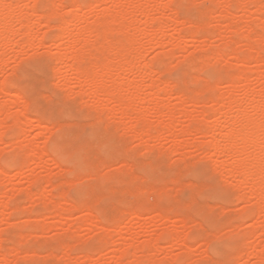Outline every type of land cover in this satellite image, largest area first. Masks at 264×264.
<instances>
[{
	"label": "rangeland",
	"instance_id": "obj_1",
	"mask_svg": "<svg viewBox=\"0 0 264 264\" xmlns=\"http://www.w3.org/2000/svg\"><path fill=\"white\" fill-rule=\"evenodd\" d=\"M5 1L11 5L14 12L12 14V27L18 35H14V43H8L0 47V57H2L3 60L5 59V64H3V66L0 65V82H7L11 92H14L11 95L0 92V170L4 169L6 172L0 175V246L2 245L0 247V264H117L118 260L115 257L116 255L120 257L118 263L121 262L122 264L123 262L124 264H236L238 261L239 264H264V259L262 260L260 256L258 257L259 254L262 255V257L264 254V212H257V206L254 204L257 200L250 197L249 187L241 186V179L236 174L224 173L222 170H219L220 168L217 167L218 165H215L216 163H214V161L218 163L231 161L226 156H220L218 158L213 157V152H211L212 150L207 144L208 138L203 136V133H207L205 124L202 123L200 125L199 131L196 129L194 131L193 129L195 133L192 131L194 134H190L192 136L189 134H185L184 136V132H180L185 130L184 127L187 126V124L194 125V120L196 118L200 120L201 115H203L202 112H205L204 110L207 105L206 112L210 114L208 117L210 118L212 116L213 103L210 101L209 104V98H213L211 100H214L218 95L228 96L229 94H233L232 97L234 96L233 98L243 104L246 100V91L250 90L251 92L253 90L256 93L252 91L254 94L253 98L256 99V107L259 102H264V98L259 96L261 88L264 86V67L262 69H257L259 62L256 61L259 58H263L261 59L262 61L264 60V40L259 36L260 33L263 32L261 36L264 37V0H262L263 3L260 0H246L245 2L239 0L242 3L248 4H245L248 8L244 6V4L243 7L248 9L250 13L247 12L242 5H237L236 1L239 2L238 0H236L235 3L234 0H229L230 9H227L228 7L225 6L226 0H195V2L193 0H187L188 2L185 0H158V5L156 6L155 3H149L147 6L149 7V13L146 14L142 11L132 12L134 13L133 17L130 15L132 19H130L131 17L127 18L128 21L131 20L130 22L125 21L120 26H118L116 22V28H119L120 31L122 30V33H120V31L118 32V30L111 31L109 29L113 23H104L105 20L109 18L110 11L113 15H117L120 11L123 13L126 11V8L127 11L131 8L132 5L130 4H137V2L141 0H108L110 2L105 0L106 3H104V1L101 2V0H87V2L86 0H78L85 10L84 15H82L83 12L81 15L84 17L86 15L88 21L84 19L85 23L83 22L82 26L80 24L79 28L82 27L83 30L88 27L87 29L89 30L86 29V31L84 29L85 35H87L85 39L88 38L85 47L88 48L90 46V48L87 51L85 47V49L81 47L82 45H76L78 48H76L77 50L80 51L79 46L82 50L84 49L85 52L82 53L84 55L82 59L84 60L81 59L76 62L70 60L69 64L73 65L74 70H90L92 67H98V69H95L96 72L98 71V74L94 77L96 78L99 77L102 72V66L107 63H105V60L110 62L114 59V64L117 63L114 67L117 68V70L114 68V72L112 76H110L111 79H107L106 81L105 78H109V76L104 78L109 86L112 85L111 80L113 82L116 79L124 80L127 83L129 81L138 82L141 80L140 86L144 91L141 95V99L138 100L128 94H124V96L136 99L135 103L136 101L138 103H140V101L141 103L143 102L142 106L149 109L148 120L151 124V137L154 135V138H147L148 140H145V142L141 141L140 138L137 139L136 136V139L132 138L133 134L130 136L131 133H129V130H125L126 128L129 129L131 125H135V118L137 117L136 111L131 114L134 122H132V120L130 122V120L122 116V111L118 107L117 102L114 101L107 103L106 106L109 108H106L101 115L100 111L96 112V107L98 106V102H102V99L104 100L106 97L95 100L92 98L93 95H90L94 91L92 87L90 90L89 86H81L80 83L78 85L77 82L79 81L76 79L77 75L75 71L66 69L64 66L60 65V63L58 64V62L55 63L57 61L55 53L58 50L55 39L58 33L57 28L60 25L62 12L65 11V15L71 12L70 4L73 0H68L69 3L66 2L67 0H62L61 3L63 4L60 6L59 0H44V3L41 2L42 0ZM169 1L171 2L172 11L175 8L174 12H179L177 16L175 15L176 13L173 14L174 12H170L169 9L167 12L164 11L166 13H163L161 10V12L159 10V12L157 11L158 6L160 7L162 4V6H164ZM258 1L262 3V5H260ZM180 2L181 4L179 6ZM257 2L258 5H256ZM42 5L45 7L42 8ZM233 5L236 8H234ZM251 5L253 6L251 7ZM57 6L62 9V12ZM129 6L130 8H128ZM152 6H155L154 11L152 10L153 12L151 11V8L153 9ZM224 7L228 10L227 13L231 12V15L228 14L230 18L227 13H225L226 10H222ZM56 8L60 9V12H58L60 15L58 16L55 15L57 11ZM233 8L235 10H233ZM242 8L244 12L246 11L245 13ZM33 10L35 11L33 12ZM117 10H119V12ZM116 12L118 13L116 14ZM150 13L151 15L148 18L147 15ZM260 13V16L263 17H261V19H259L260 17L258 16ZM43 14L45 16H43ZM171 15H175L177 18L180 16L178 19L179 23L172 22L169 18ZM222 15H224V17ZM47 16H50V18ZM22 17L25 18V22L27 21L26 18L29 17L30 25L34 27V37L36 36L35 38L37 40L33 41L35 45L32 44V46L34 45L33 47L35 48L29 47V44H27V37L25 33L23 34L22 32H25L26 29L20 28L21 25L18 20ZM161 17L163 19H161ZM202 18L205 20L202 21ZM231 19L234 22H230L229 20ZM45 20L49 22V26L46 25ZM184 20L187 21L183 24ZM197 20H199L198 24ZM56 21L59 23H56ZM206 21L208 24L205 23ZM228 21L230 24L234 23L232 27L229 26L230 24ZM96 22H100L101 24L99 25ZM149 22L152 23V29L147 28ZM132 23H134L133 26ZM161 23H164L163 26L167 24V26H165L166 28H164ZM201 23L202 25L204 24V30L198 29L201 28L198 27ZM159 24L162 26L161 28ZM256 24L258 28H256ZM51 25H54L55 28L53 27V29H51ZM191 26L192 29L196 31L194 32L195 37H192L194 30H190ZM130 27H132V29L141 28L142 31L139 29L141 33L138 30L134 32ZM145 27L147 29H144ZM250 27H254V29L256 28L258 31L257 37V31L256 33H254V31H252L253 33L251 32L253 38L256 39L255 41L253 40L252 43L257 46L252 49L251 47L253 44L248 41L250 39L249 35H247L250 32ZM19 28L21 32H19ZM46 28H48V30ZM94 28H97L96 30L101 29V31L98 30L99 33H101L100 36L96 34V31L92 32ZM110 28L112 29L115 27ZM207 28L210 29V31L215 30L216 32H213L214 35L210 34L212 31L210 32ZM228 28H232L230 33ZM107 29L110 30V32ZM143 29L144 32L145 30L148 32L147 34H149V36L144 34ZM148 29L152 31L149 32ZM197 29L200 30V33ZM78 30H81V28H77L76 30L74 28L71 29V31H73L71 34H74L75 31L78 32ZM105 30L108 32H105ZM89 31L92 32L93 37ZM116 31L118 33H116ZM130 31L131 34L134 35L142 34L139 35V37L137 35L139 38V42L137 41V43L142 41V46H139L141 44L137 45L138 47L136 46L138 49L137 54L139 53L138 58L142 56L137 61V65L150 64L149 62L154 60L151 62L154 68L151 75L153 78H144V74L138 70L133 72L128 71V62L123 56L126 54L127 48H130L124 45L126 38L124 36H127V32L130 33ZM236 31L238 34H235ZM0 32H3V28H0ZM103 32L105 37L110 36L112 40L108 37H106L107 39L105 37L102 39ZM112 32H114L115 36ZM109 33H111V35H109ZM94 34L98 36V40ZM121 34L124 35V38ZM176 34L179 36H176ZM235 35H240L239 40L236 38L238 42L240 41V44H244V46L249 45L248 47L250 48H248V51L247 47L238 45L239 43L237 44V42L233 41L232 37L235 39ZM244 35L248 36V40ZM171 36H176V38H170ZM137 37L135 38L136 40L138 39ZM94 38L96 43L94 42ZM100 38L102 40H100ZM174 39L178 41L176 42ZM228 39L230 40V45H228V43L225 44V42H229ZM103 40L110 41L105 42ZM169 40H171L170 42L175 41V45L173 43L175 47H173L171 43L169 44ZM38 41L40 42L38 43ZM41 41H43V43L45 42L44 44L48 46H40V43L43 44ZM250 41H252V38ZM258 41L263 42V45L262 43H258ZM102 42H105V44ZM116 42L117 44L119 43L118 47ZM178 42L180 44H178ZM233 42L237 44L238 47L235 46L240 49V51H243H241L242 56L251 60L246 66L248 69H251L252 73L248 72L247 69L245 71L247 76L249 77V75H251L250 78H252L250 80V85H248L249 88H246L245 84H242V82L240 83V80H236L235 85L237 88L234 87L233 89L228 87L226 84L229 83L225 82L231 83L241 72L237 70L234 71L231 67L230 60H228L230 61L229 63L227 61L229 66H227V64L225 66L221 63L224 61L226 63V59L214 57L215 53L219 51L215 50L217 47L220 50L227 49L228 47L229 50V48H231L229 46H232V50H236L237 48L234 49L235 46ZM94 44L95 49L93 48V51L92 47H94ZM184 44L188 46L186 47ZM113 45L114 52L111 49L112 54H110L108 50H110ZM120 45H122L123 49H121ZM259 46H262V51L260 53L258 52L260 49ZM139 47H141L140 50ZM213 49L216 52H214ZM104 50H106V52ZM119 50L124 52L120 53ZM252 50L257 51V53L261 55L258 56L255 54L256 52H250ZM86 51L88 54H92V57L90 54L89 57ZM209 51H211L212 54L214 53V56H210L212 54H210ZM244 52L245 54H243ZM97 53L99 55H97ZM100 53H102V55H100ZM191 53L192 55L190 56ZM229 53L231 54V50H229L227 54ZM250 53L256 56L252 58ZM105 54L107 56L109 55V58ZM113 54H115L114 58H112ZM120 54H122V57ZM167 54L170 55V58L165 59ZM207 54H209L208 57L204 58L206 57L204 55ZM96 55L99 60L98 58L95 59ZM246 55H248V57ZM102 56L104 58L102 59L103 61L101 60ZM159 56L160 58H158ZM155 57L156 59H154ZM193 57L196 58V62ZM54 58L55 60L53 62ZM110 58L112 60H107ZM200 58L206 61H213L215 58V61L219 63L217 64L215 61H211L213 65L217 64L213 66L211 62L210 65L207 61L205 65L206 68L203 67L204 65L199 67L203 62ZM116 59H118L119 62L118 60L116 61ZM218 59H220V61ZM190 61L193 62V65ZM255 61L257 64H255ZM79 62L81 63L79 64ZM163 63H165V65ZM232 63H234V61H232ZM90 64H94V66ZM119 65H122V68ZM215 66L219 69L216 70ZM224 66L230 67L229 69L231 70L225 69ZM124 67L126 68L125 70ZM55 68L62 73H60V71L56 72L57 70ZM198 68L200 70H198ZM93 69L94 68H92V70ZM201 69L203 72H201ZM208 69H212V71ZM243 69H245V67H243ZM255 69L259 71L257 72ZM118 70L123 74H120L123 78L118 75ZM156 70H158V72L154 74ZM115 73H117V76ZM11 74L14 75L12 76ZM191 76L192 78H190ZM82 77L81 79L84 81L86 76ZM142 77L144 78L143 80ZM96 79L100 80V77ZM151 80H155L163 86L168 84L171 89L175 87L171 91L168 85H166L165 88L162 86L163 89H168V91L164 90L162 93V108L158 112L152 110V108H154L152 106L155 105L154 92L156 94L160 88V84L157 86V91L155 88L153 89L154 92H152L151 89H148ZM64 85H69L71 88L68 87V90L64 89L67 88ZM187 85L189 88H186ZM200 86H207L210 94L209 92V95L207 94V90L205 91L206 93L201 92L202 90L196 92L201 89ZM182 87L183 89H180ZM212 87H214V90L216 89L215 87H217L216 91H213ZM219 87L222 91L218 90ZM84 88L85 90L87 89V92L81 91V89L84 90ZM192 88L197 89H194L196 91L193 90L194 93L201 95H199V97H196L198 94L191 96V94L193 95V91H191ZM262 89H264V87ZM186 90L190 96L186 94ZM15 91L17 92L15 93ZM181 93L188 96L184 98L187 101L186 103H184L185 100L183 99L185 95L182 94L183 96H181ZM179 97L184 100V109H182L187 110V114L191 116L189 119L186 112L183 115L177 113L179 107V110H181L180 104H182ZM189 97H192L197 103L199 102V105L196 106L197 103L195 104L192 98V102H188V99L191 101ZM144 99H146V102H144ZM148 100H150L151 103H148L150 102ZM203 100L208 102H204ZM8 110L11 111V113ZM170 110L177 113L176 122L178 124H176L174 135L169 134V132L167 133V131L162 132V125L170 121ZM251 114H258L264 118V112L260 108L251 112ZM16 115H20L19 119H21L19 122L17 121L19 124L14 121L16 120L15 117H18ZM263 118H261V121ZM190 119L194 120L190 121ZM207 120L211 122L213 119L207 118ZM24 121V125L26 124L25 126L22 124ZM43 125H46V129L51 130L43 131L40 129ZM154 125H156V127ZM45 127L43 128L45 129ZM182 128H184V130H182ZM203 128H205V131ZM125 133L130 135L127 136ZM158 133H160L159 136L157 135ZM35 140L38 148L42 149L46 147V153L48 152V154H45L43 156L44 158L38 162L32 161V156H30L31 154H29L27 150L31 141ZM250 147L248 146V148H245V146H242L239 150L245 149L246 151H243L244 154L241 153L240 156H242H239V158L248 159L249 156H253L255 150H252L253 148L250 149ZM147 150L148 152H146ZM103 152L105 153L103 154ZM106 152L108 153L107 155ZM248 152L250 153L248 154ZM54 153L58 154L55 155ZM259 153L260 152H258L257 155H259ZM67 154H69V156L63 159ZM124 155L125 158L123 157ZM50 157H52V159ZM60 157L62 160H60ZM222 174H225V177ZM132 178L134 181L131 180ZM136 178L138 180H136ZM139 178H144L145 181ZM111 180L113 182H111ZM133 185L142 186L144 192H141V189L137 186L133 187ZM122 186H125L126 189L128 187L134 191L138 189L139 192L137 191V194L130 193L131 190L129 189L130 191H128L127 189V193H125L126 190L124 187L122 188ZM234 186H237V190L234 189ZM121 189L125 191L122 192ZM156 189L158 191L160 190V193H156ZM154 191L155 194L153 193ZM28 193H30V195L34 193L35 195H32L34 198ZM123 193H125V196H123ZM144 193L146 195H144ZM52 194L53 197L56 194L59 198H56L57 196L53 198L51 196ZM148 195L151 196L150 198L154 196L153 198L156 199V204L154 199H149ZM241 195H245L244 200L246 199V201L240 200L238 202L239 199L237 198ZM47 200H53L56 204H54L53 201L47 202ZM66 200H68L70 208L71 205L74 207L76 205V207H72V209H77L71 211V209L68 208L67 211L70 212L61 210L66 204L69 206L68 202L65 204ZM5 202L6 204L8 203L11 209L6 206V209L8 208L9 210H5ZM61 206H63V208ZM88 207L90 209L93 207V209L90 210ZM14 208L18 209H16L15 213L13 212ZM85 209L93 212V216L95 217L93 219L88 217V212L90 211L86 212ZM119 209H121V212ZM128 209L131 212H129ZM246 209L247 211L253 210L250 213L252 214L251 216L249 213L246 214ZM95 212L98 214L97 216ZM97 212H99L100 215ZM136 212L137 214L138 212L141 214H138L139 219L136 217ZM103 219L106 220H104L106 223L103 222ZM100 220L102 224H100ZM37 226L40 227L41 230L37 229ZM114 229H116V231H113ZM261 229L263 231H261ZM172 231L182 232L180 234L181 239H175L171 242L172 239H165L163 237L164 234ZM100 236H102L103 239ZM157 239L158 242H156L157 244L155 245L158 247L155 248V245H151L153 250L150 249V246H145L147 243ZM184 239L188 247L185 246V242L182 243L183 245L180 244ZM63 241L64 243L66 242L65 247L67 248L63 247ZM14 245L15 247L17 245V249L14 248ZM4 246L8 250H2ZM146 247L148 248L146 249ZM189 248L190 251L188 250ZM123 249L124 252H122L121 255ZM186 250H188L189 253ZM261 252L263 254H261ZM48 253L51 254L49 255ZM2 254L5 256L4 258L7 257L6 262L1 258ZM87 254L92 256V258L89 257L85 259V257H88ZM179 259L181 260L180 262Z\"/></svg>",
	"mask_w": 264,
	"mask_h": 264
},
{
	"label": "bare ground",
	"instance_id": "obj_2",
	"mask_svg": "<svg viewBox=\"0 0 264 264\" xmlns=\"http://www.w3.org/2000/svg\"><path fill=\"white\" fill-rule=\"evenodd\" d=\"M36 1H38V0H36ZM36 1H35V3H36ZM46 1V0H45ZM56 1V0H55ZM54 1V2H55ZM97 1V0H96ZM102 1H104V3H106V1L107 2H110V1H108V0H101V2ZM160 1V0H159ZM186 2H188L187 0H185ZM191 1V0H190ZM194 2H195V0H193ZM211 1V0H210ZM213 1H215V0H213ZM235 1L236 0H234V3H235ZM239 1V0H238ZM241 1H246V0H241ZM248 1V0H247ZM260 1H262V0H260ZM41 2H43L44 3V0H42ZM58 2V1H57ZM59 2H60V4H59V6L60 5H62L63 3H61L62 2V0H59ZM67 3H69L68 2V0L66 1ZM82 2V1H81ZM86 2H87V0H86ZM173 2H175V1H173ZM225 2V1H224ZM231 2V1H230ZM259 2V1H258ZM258 2L256 3V5H258ZM43 3H40V4H43ZM48 3V2H47ZM149 3H155V6L156 5H158V0H141L140 2H137V4L136 3H132V4H130V5H132L131 6V8H130V6L128 7V8H130L128 11H127V8L125 9V8H123V9H125L126 11H124L123 13L120 11L119 12V10H117L118 12H116V14L117 15H113V13L111 14V11H110V14H109V18L107 19V20H105V24H111V23H113L110 27H115V28H110L108 25V27H109V29L111 30V31H115V30H118V32L120 31L119 30V28L117 29L116 28V26L118 25V26H120L123 22H125V21H127V22H130V21H128L127 20V18H130L131 16L133 17V14L134 13H132V12H137V11H142L143 13H149V10H148V8L149 7H147L148 5H149ZM169 3V4H168ZM170 1L169 2H167L164 6H162V5H160V7L158 6V9H157V11L159 10H161L163 13H166L167 12V10L169 9V11L170 12H174V10H175V8H174V10L172 11V8H171V5H170ZM185 3V2H184ZM226 4H225V6L226 7H228L227 9H230V7H229V0H226V2H225ZM231 3H233V2H231ZM231 3H230V6H231ZM236 3H237V5H242V7H243V4H244V6H246L245 4H247V3H242V2H237L236 1ZM262 3H263V1H262ZM262 3H260L259 2V4L260 5H262ZM180 4H181V2L179 3V6H180ZM224 4V3H223ZM253 4V3H252ZM264 4V3H263ZM83 5H85V4H83ZM92 5V4H91ZM173 5H174V3H173ZM248 5V4H247ZM259 5V6H260ZM43 6V5H42ZM59 6H57L58 8H60ZM65 6V5H64ZM66 6H67V4H66ZM89 6H90V4H89ZM126 6V5H125ZM155 6H152L153 7V9L151 8V11L153 10L154 11V8H155ZM175 6H176V4H175ZM253 5H251V7H252ZM259 6H258V8H259ZM45 6H43L42 8H44ZM68 7V6H67ZM70 9H71V12H70V10H69V14H64L65 13V11H63L62 12V9H61V12L63 13V14H61V21H60V25H59V27L57 28V26H56V28L58 29V33H57V35L55 36V39H56V42H57V45L58 46H56V47H58L57 49V52L55 53V58H56V62L55 63H57L58 62V64L60 63V65H62V66H64L66 69H68V70H72V71H75V73H76V75H77V80L79 81V82H77L78 83V85H79V83L81 84V86H89L90 87V90H91V87L94 89V91H93V89H92V91H93V93H91L90 95H93V97L92 98H94L95 100H99V99H102V98H104V97H106V98H104V100L102 99V102L100 101V102H98V106L96 107L97 109H96V112H98V111H100L101 113V115H102V112L103 111H105L106 110V108H107V103H111V102H117V105H118V107L120 108V110L122 111V116L124 117V118H126V119H128V120H130V122H131V120L133 119V117H131V114H132V112H137L136 114V116H134V117H136L135 119H136V123H135V125L133 124V125H131V127L128 129V128H126L125 130H129V133H131V135L130 134H128V133H125V135H127V136H132V134H133V136H132V138H134V139H138V138H140L141 139V141H143V142H145V140H148V139H150V138H152L154 135H152V137H151V124H150V121L148 120V113H149V109H146V108H144L143 106H142V103H141V101H140V103H138L137 101H136V103H135V100L136 99H141V95L143 94V89H142V87L140 86V83H141V80L140 81H138V82H135V81H129L128 83L127 82H125L124 80L122 81V80H120V79H116V80H114L113 82H112V80H111V86H109L108 85V82H106L107 81V79H111V77L110 76H112V74H113V72H114V65H116V64H114V62L113 61H115L114 59H113V61H110V62H108V61H106L105 60V63L106 64H104L103 66L102 65H100V66H102V72L100 73V75H99V77H100V80H98V79H96V78H99V77H96V78H94L97 74H98V71L96 72V70L95 69H98V67H92V68H94L93 70H92V68H90L91 66H94V64H90L91 66L89 67L90 68V70H78L77 68V70H74L73 69V65H70L69 63V61L70 60H72V61H74V62H76V61H79V60H81L82 58H83V54L82 53H84L85 51H84V49L86 48L85 47V44H86V41L88 42V38H86L85 39V36H87V35H85L86 33L84 32L85 30L83 29L82 30V27H80L81 28V30H78V32L77 31H75L74 32V34H71V33H73V31H71V29H80L79 28V26H80V24H81V26H82V23L84 22V19H86V15H85V17L84 16H82V15H84V12H85V10L83 9V6L78 2V0L76 1V0H73L72 2H71V4H70ZM91 7V6H90ZM89 7V8H90ZM226 7H224L222 10H226V12L225 13H227L228 12V10L226 9ZM233 7L234 8H236L234 5H233ZM247 7V6H246ZM261 7V6H260ZM264 7V6H263ZM34 8H35V6H34ZM49 8V7H48ZM89 8H87V9H89ZM233 8V10H235ZM245 10H247V12H249L248 11V9H246L245 7H243ZM242 8V9H243ZM248 8V7H247ZM57 9V8H56ZM60 9H57V11L55 12V10H54V12H55V15H60V13H58V12H60ZM86 9V10H87ZM122 9V8H121ZM120 9V10H121ZM171 9V10H170ZM179 9H180V7H179ZM208 9V8H207ZM238 9V8H237ZM241 9V8H240ZM244 9H243V12H244ZM36 10V9H35ZM35 10H33V12L35 11ZM41 10V9H40ZM43 10V9H42ZM84 10V11H83ZM184 10V9H183ZM49 11V10H48ZM123 11V10H122ZM152 11V12H153ZM158 11V12H159ZM160 11V12H161ZM164 11H166V12H164ZM83 12V13H82ZM89 12H91V11H89ZM113 12V11H112ZM221 12V11H220ZM246 12V11H245ZM244 12V13H245ZM14 12H13V10H12V7H11V5L10 4H8V2H6L5 0H0V28H3V32L1 33L0 32V47H3V46H5V45H7L8 43H14L13 42V37H14V35H18V34H16V31H14V29H13V27H12V23H13V16H12V14H13ZM48 13V12H47ZM81 13H82V15H81ZM92 13V12H91ZM176 13V14H175ZM179 12L178 11H175L173 14H175L176 16H177V14H178ZM233 13H235V12H233ZM250 13V12H249ZM41 14V13H40ZM105 14H107V13H105ZM172 14V15H173ZM205 14V13H204ZM221 14H222V12H221ZM228 14H230L231 15V12H229V13H227V15ZM49 15H51V14H49ZM131 15V16H130ZM151 15V13L150 14H148L147 16H148V18H149V16ZM162 15H164V14H162ZM169 16V18L171 19V21L172 22H176V23H179V17L177 18L175 15V17L174 16ZM230 15H228L229 16V18H230ZM247 15V14H246ZM261 15V13L260 14H258V16L260 17L259 19H261V17L262 16H260ZM15 16V15H14ZM43 16H45L44 14H43ZM104 16V15H103ZM223 17H224V15H222ZM48 18H50V16H47ZM46 17V18H47ZM105 17V16H104ZM132 17L130 18V19H132ZM172 17V18H171ZM205 17H206V15H205ZM46 18H44V19H46ZM232 18V17H231ZM263 18V17H262ZM29 17L28 18H26V22H25V18H20L19 20H18V22H19V24L21 25L20 26V28L22 27V28H25L26 30H25V32L24 31H22L23 32V34L25 33V36L27 37V44H29V47L31 46L32 48H35V47H33L35 44L33 43V41L34 40H37L35 37H34V27H33V25L31 26L30 25V22H29ZM56 19V18H55ZM58 19H60V18H58ZM106 19V18H105ZM161 19H163L162 17H161ZM226 19V18H225ZM39 20H40V18H39ZM39 20H38V22H39ZM47 20H49V19H47ZM97 20V19H96ZM177 20H178V22H177ZM190 20V19H189ZM203 20H205L204 18H202V21ZM235 20V19H234ZM85 21H87V19L85 20ZM156 21V20H155ZM169 21V20H168ZM185 21H187V20H184L183 21V24L184 23H186ZM198 21L199 20H197V24H198ZM201 21V20H200ZM230 22H232L233 20L231 19V20H229ZM228 21V23L230 24V22ZM236 21V20H235ZM41 22H43V21H41ZM41 22H40V24H41ZM45 22H46V20H45ZM44 22V23H45ZM88 22V21H87ZM86 22V23H87ZM103 22V21H102ZM117 22V25L115 24ZM120 22V23H119ZM134 22V21H133ZM189 22V21H188ZM234 22V21H233ZM43 23V24H44ZM56 23H59L58 21H56ZM85 23V22H84ZM95 23V22H94ZM96 23H98L99 25L101 24L100 22H96ZM104 23H102V24H104ZM119 23V24H118ZM135 23V22H134ZM134 23H132V26H133V24ZM182 23V22H181ZM206 24H208L207 23V21L205 22ZM210 23V22H209ZM129 24V23H128ZM136 24V23H135ZM150 24V25H149ZM232 24H234V23H231L229 26L230 27H232ZM46 25L47 26H49V22L47 21L46 22ZM87 25V24H86ZM160 25V24H159ZM161 25L163 26L164 25V23H161ZM159 26L160 28L162 27V26ZM200 25H202V23L201 24H199V26L198 27H201V28H198V29H203L204 30V28H203V26H204V24L202 25V26H200ZM52 27H50L51 29H53V27H54V25H51ZM92 26H93V24H92ZM125 26H127V25H125ZM152 23L151 22H149L148 23V27L147 28H151L152 29ZM165 26H167V24L165 25ZM165 26H163L164 28H166ZM209 26V25H208ZM211 26V25H210ZM249 26H251V25H249ZM256 26V28H258V26H257V24L255 25ZM94 27H96V26H94ZM134 27H136V26H134ZM185 27H186V25H185ZM189 27V26H188ZM187 27V28H188ZM19 28V29H20ZM55 28V27H54ZM98 28V27H97ZM96 28V29H97ZM103 28V27H102ZM124 28V27H123ZM146 27L144 28V29H147ZM157 28H158V26H157ZM193 28H194V25H193ZM196 28V27H195ZM251 29H253V30H251L250 29V32H249V34H247V35H249V39L251 40V38H252V41H250V40H248V36H246V35H244V36H246V39L249 41V42H253V40L255 41L256 39H254L253 38V36H252V31H254V33H256V31H257V29L255 28L254 29V27H250ZM18 29V30H19ZM47 30H48V28H46ZM90 29H91V27H90ZM95 28L94 29H92L91 31L92 32H94V31H96V34H99V36H100V34L101 33H99V31H101V29L98 31V30H96ZM130 29H132V27H130ZM134 29V30H133ZM132 29V31H134V32H136L137 30L141 33V31H142V29L141 28H139V29H137V28H133ZM144 29H143V32H144ZM151 29H148L149 30V32L150 31H152ZM159 29V28H158ZM197 29V30H198ZM208 29V28H207ZM232 29V28H231ZM231 29H229L228 28V30H229V33H230V30ZM87 30H89V29H87ZM86 30V31H87ZM108 30V29H107ZM105 30V32H110V30ZM162 30H163V28H162ZM161 30V31H162ZM190 30H194V29H192V26L190 27ZM209 31H210V29H208ZM68 31H71V32H68ZM97 31H98V33H97ZM102 31H103V29H102ZM199 31V33H200V30H198ZM212 31V32H211ZM210 32V34H212V35H214L213 34V32H216L215 30L213 31V30H211ZM19 32H21V29L19 30ZM90 32V31H89ZM92 32H90V34H91V36L93 37V35H92ZM117 31H116V33H118ZM138 32V33H139ZM142 32V33H143ZM192 32V31H191ZM194 32H196L195 30L193 31V33H192V37H195V33ZM240 32V31H239ZM252 32V33H251ZM261 32V31H260ZM113 33V35H114V32H112ZM120 33H122V30L120 31ZM148 32H146V30H145V32H144V34L146 35ZM186 33H187V31H186ZM203 33H204V31H203ZM202 33V34H203ZM251 33V34H250ZM89 34V35H90ZM96 34H94L95 36H96V38L98 37ZM103 34V38L102 39H104V32L102 33ZM131 31H130V33H128L127 32V36H124L123 34H121V36L123 37H126L125 38V41H124V45H126V46H128V47H130V48H127V52H125L123 55V58L125 57L126 59H127V62H128V71H130V72H133V71H135V70H138V71H140V72H142L143 74H144V78H153V76L151 77V75H152V72L154 71V68H153V65H152V63L151 62H153V61H150L149 63L150 64H145V65H137V61L139 60V58H141V57H139L138 58V56H139V53L137 54V48H136V46L137 45H139V44H141V42L140 43H137V41L139 42V35H142V34H137L138 35V37H137V35H134V34H131ZM179 34V33H178ZM178 34H176V36L178 35ZM197 34V33H196ZM201 34V35H202ZM216 34V33H215ZM235 34H238L237 33V31L235 32ZM240 34V33H239ZM261 34L263 35V32L262 33H260V38L262 39V40H264V37L263 36H261ZM109 35H111V33H109ZM113 35H112V37H113ZM145 35H143V36H145ZM148 36H149V34H147ZM146 35V36H147ZM185 35V34H184ZM183 35V36H184ZM191 35V34H190ZM189 35V36H190ZM200 35V36H201ZM205 35V34H204ZM211 35V36H212ZM231 35H232V33H231ZM22 36V35H21ZM115 36V35H114ZM142 36V37H143ZM176 36L174 37V38H176ZM179 36V35H178ZM181 36H182V34H181ZM233 36V35H232ZM238 35H235V39L232 37V39H233V41H235V42H237V44L238 45H243L244 46V44H240V41L238 42L237 40H239L240 38V35L237 37ZM244 36H243V38H244ZM251 36V37H250ZM258 36V31H257V34H256V37ZM90 37V36H89ZM106 37H108V38H110V40H112L111 39V37L110 36H106ZM105 37V38H106ZM123 37V38H124ZM138 38L137 40L135 39V38ZM172 36L170 37V38H173ZM185 37H186V35H185ZM207 37V36H206ZM116 38V37H115ZM119 38H120V36H119ZM187 38H188V36H187ZM191 38V37H190ZM231 38V37H230ZM236 38H238L237 40H236ZM44 39V38H43ZM42 39V40H43ZM48 39V38H47ZM90 39V38H89ZM93 39V38H92ZM101 38H100V40H102ZM107 39V38H106ZM198 39V38H197ZM258 39V38H257ZM48 40H51V39H48ZM47 40V41H48ZM97 40H98V38H97ZM100 40H99V42H100ZM110 40H103V41H110ZM171 40H173V39H171ZM171 40H169V44L171 43L172 45H173V43L176 41H178L177 39H174L175 41L174 42H170ZM190 40V39H189ZM192 40V39H191ZM196 40V39H195ZM242 40V39H241ZM245 40V39H244ZM246 40V41H247ZM54 41V40H53ZM91 41V40H90ZM93 41V40H92ZM119 41V40H118ZM117 41V42H118ZM228 41L229 42H225V44L226 43H228V45H230V40L228 39ZM247 41V42H248ZM36 42V41H35ZM40 41H38V43H39ZM42 43H43V41H41ZM56 42H54V43H56ZM94 42H95V38H94ZM105 42H102V43H104L105 44ZM114 42V41H113ZM117 42H116V44H117ZM121 42V41H120ZM45 43V42H44ZM41 44L40 43V46H43V45H45V44ZM51 43H53V42H51ZM96 43V42H95ZM101 43V42H100ZM100 43H99V45H100ZM185 43H187V42H185ZM241 43H243V42H241ZM258 43H262V45H263V42H259L258 41ZM32 44H34L33 46H32ZM37 44V43H36ZM90 44V43H89ZM119 44V43H118ZM118 44H117V47H118ZM178 44H180L179 42H178ZM237 44H235L234 42H233V45L235 46H237ZM253 45H254V43H252ZM39 45V44H38ZM50 45V44H49ZM78 45H82L81 47L82 48H84L83 50H82V48L79 46V49H80V51L79 50H77L78 48H77V46ZM112 45V44H111ZM174 45H175V43H174ZM173 45V47H175ZM185 45V44H184ZM227 45V46H228ZM252 45V47H251V49L253 48V47H257V46H253ZM25 46H26V44H25ZM45 46H48V45H45ZM54 46H55V44H54ZM88 46V45H87ZM102 46H103V44H102ZM121 46V49H123L122 48V45H120ZM139 46H142V44L141 45H139ZM186 47L188 46L187 44L185 45ZM223 46V45H222ZM226 46V47H227ZM234 47V49H236L237 47ZM249 46V45H248ZM248 46H244V47H247V51L249 50L248 48H250V47H248ZM21 47H23V46H21ZM39 47V46H38ZM65 47V48H64ZM99 47V46H98ZM109 47H111V46H109ZM124 47V46H123ZM138 47V46H137ZM177 47V46H176ZM179 47V46H178ZM229 47H231V48H229V50H231V54L229 53V54H227L228 52H229V50H228V47H227V49H222V50H220V49H218V47H217V49L215 48V50H219L218 52H216L214 49V52H216L215 53V56L211 53V51H209V53L210 54H212V55H210V56H214V57H219V58H221V59H226V63H225V61L224 62H222L221 64L222 65H225L226 66V64H227V61L228 60H230L231 61V67L234 69V71L235 70H237V71H240V72H236V73H240L239 75H237L238 77L236 78V79H234L231 83L230 82H225V83H229L230 84V86H229V84H226L228 87H230V88H233L234 89V87L235 88H237V86L235 85L236 84V80H240V83L242 82V84H245V86H246V88H249L248 87V85H250V80L252 79V78H250L251 77V75H249V77L247 76V73L245 72L246 71V69H247V71L248 72H251V69H248L247 68V66H246V64H249L250 62H251V60H249L248 58H246V57H244V56H242V52L240 51V49H236V50H232V46H229ZM241 47V46H240ZM260 47V46H259ZM262 47V46H261ZM260 47V49L258 50V49H255V50H258V52L260 53L261 51H262V48ZM77 48V49H76ZM89 48H90V46L88 47V48H86L87 49V51L89 50ZM95 49V44H94V47H92V49ZM96 48H97V46H96ZM114 45H113V47L112 48H110V50H108V51H110V52H108V53H110V54H112L111 53V49H112V51L114 52ZM23 49V48H22ZM26 49V48H25ZM94 49H93V51H94ZM98 49V48H97ZM116 49V48H115ZM117 49H119V48H117ZM141 49V47H139V50ZM179 49V48H178ZM188 49V48H187ZM181 50V49H180ZM213 50H212V52H213ZM228 50V51H227ZM38 51V50H37ZM86 51V52H87ZM103 51V50H102ZM105 52H106V50H104ZM120 51V50H119ZM182 51V50H181ZM186 51V50H185ZM184 51V52H185ZM241 53H239V52ZM90 52V51H89ZM116 52V51H115ZM124 52V51H123ZM123 52H121L120 51V53H123ZM183 52V51H182ZM187 52V51H186ZM250 52H253V53H255V54H257L258 56L259 55H261V54H258L257 53V51H254V50H252V51H250ZM119 53V52H118ZM208 53V52H207ZM247 53V52H246ZM54 54V53H53ZM90 54V53H89ZM88 54V52H87V55H89ZM107 54V53H106ZM105 54V55H106ZM141 54V53H140ZM189 54V53H188ZM243 54H245V52L243 53ZM249 54V53H248ZM253 55L252 53H250V55H251V57L253 58L254 56H256V55ZM52 55V54H51ZM91 55V57H92V54H90ZM90 55H89V57H90ZM97 55H99L98 53H97ZM96 55V56H97ZM100 55H102V53H100ZM114 55L115 54H113V56H112V58H114ZM121 55V57H122V54H120ZM192 55V53L190 54V56ZM194 55V54H193ZM208 55L209 54H207V55H204V56H206V57H204V58H207L208 57ZM228 55H229V58H228ZM262 55H263V53H262ZM95 56V59H97L98 58V56L96 57ZM107 56V55H106ZM167 57H165V59H167V58H170V55L169 54H167L166 55ZM169 56V57H168ZM189 56V57H190ZM247 57H248V55H246ZM86 57V56H85ZM108 58H109V55L107 56ZM107 57H105V58H107ZM197 57V56H196ZM203 57V56H202ZM250 57V58H251ZM264 57V56H263ZM5 58V57H4ZM55 58L53 59V62H54V60H55ZM88 58V57H87ZM94 58V57H93ZM158 58H160V56L158 57ZM158 58H157V60H158ZM194 58V60L196 59L195 57H193ZM52 59V58H51ZM102 59H104L103 58V56L101 57V60ZM154 59H156V57L154 58ZM200 59H202L203 60V58H200ZM257 59V58H256ZM261 59H263V58H259V59H257L256 61H258L259 62V64L257 65V69H262L263 67H264V60L262 61ZM5 60V59H4ZM4 60L2 59V57H0V65H2L3 66V64H5V62H4ZM82 60H84V59H82ZM88 60V59H87ZM89 60H90V58H89ZM98 60H99V58H98ZM107 60H112L111 58L110 59H107ZM118 59H116V61H117ZM121 60V59H120ZM161 60H162V57H161ZM197 60H198V58H197ZM219 61H220V59H218ZM253 60V59H252ZM103 61V60H102ZM122 61V60H121ZM199 61V60H198ZM208 61V63L210 64V62L212 61H210V60H207ZM207 61L206 60H203V62H202V64H201V66H199V67H202L203 65V67H205L206 68V64H207ZM213 61H215V58L213 59ZM212 61V62H213ZM230 61H228V63L230 62ZM232 61H234V63H232ZM255 61V62H256ZM81 62H83V61H81ZM81 62H79V64L81 63ZM99 62V61H98ZM97 62V63H98ZM118 62H119V60H118ZM124 62V61H123ZM162 62V61H161ZM191 62V61H190ZM195 62H196V60H195ZM211 62V64L213 65V63ZM100 63V62H99ZM126 63V62H125ZM192 63V65H193V62H191ZM215 63H217L216 61H215ZM219 63V62H218ZM217 63V64H218ZM121 64V63H120ZM159 64H160V61H159ZM158 64V65H159ZM164 65H165V63H163ZM186 64V63H185ZM190 64V63H189ZM210 64V65H211ZM217 64H214V65H217ZM255 64H257V62L255 63ZM96 65V64H95ZM191 65V64H190ZM213 65V66H214ZM220 65V64H219ZM222 65H221V67H222ZM80 66V65H79ZM99 66V67H100ZM120 66V65H119ZM122 66V65H121ZM120 66V67H121ZM127 66V65H126ZM160 66H161V64H160ZM224 66V67H225ZM227 66H229L228 64H227ZM57 67V66H56ZM84 67V66H83ZM162 67H163V65H162ZM194 67V66H193ZM192 67V68H193ZM243 67H245V69H243ZM58 68V67H57ZM81 68V67H80ZM122 68V67H121ZM158 68V67H157ZM210 68H211V66H210ZM212 68H214V67H212ZM215 68H216V70L217 69H219V68H217L216 66H215ZM229 69L230 67H225V69ZM17 69V68H16ZM56 69V68H55ZM82 69V68H81ZM100 69V68H99ZM119 70H121L120 68H118ZM126 68L124 67V70H125ZM14 70V69H13ZM57 70V69H56ZM115 70H117V68H115ZM118 70V72H119V76H120V74L121 75H123L122 73H121V71H119ZM193 70V69H192ZM198 70H200L199 68H198ZM204 70V69H203ZM208 70H210V71H212V69H208ZM215 70V71H216ZM229 70H231V69H229ZM228 70V71H229ZM250 70V71H249ZM256 70V69H255ZM60 71V70H59ZM58 70L56 71V72H59ZM100 71V70H99ZM225 71V70H224ZM227 71V70H226ZM254 71V70H253ZM257 72L259 71V70H256ZM15 72V71H14ZM116 72V71H115ZM126 72V71H125ZM156 72H158V70H156L155 72H154V74H156ZM199 72V71H198ZM201 72H203L202 71V69H201ZM217 72H219V71H217ZM60 73H62L61 71H60ZM213 73V72H212ZM228 73V72H227ZM226 73V74H227ZM230 73V72H229ZM252 73V72H251ZM16 74V73H15ZM58 74V73H57ZM153 74V75H154ZM160 74V73H159ZM231 74V73H230ZM254 74V73H253ZM12 75V74H11ZM14 75V74H13ZM12 75V76H13ZM115 75L117 76V73H115ZM82 76H86L85 77V80L84 81H82V79L81 78H83ZM109 76V78H105V77H108ZM159 76V75H158ZM211 76V75H210ZM209 76V77H210ZM213 76V75H212ZM226 76V75H225ZM230 76V75H229ZM235 76V75H234ZM76 77V76H75ZM121 77V76H120ZM236 77V76H235ZM104 78L106 79V81L104 80ZM121 78H123V77H121ZM143 77H142V80L144 79ZM190 78H192V76L190 77ZM214 78V77H213ZM15 79V78H14ZM198 79V78H197ZM196 79V80H197ZM76 80V81H77ZM157 80V79H156ZM191 80V79H190ZM229 80H231V79H229ZM165 81V80H164ZM186 82V81H185ZM194 82V81H193ZM15 84V83H14ZM158 84H160L159 82H157V81H155V80H151V82H150V84H149V86H148V89H151L152 90V92H154L153 91V89H155L156 91H157V86H159ZM192 84V83H191ZM198 84V83H197ZM221 84V83H220ZM13 85V84H12ZM166 85H168V84H165L164 86L162 85V84H160V88L158 89V93L156 92V94H155V92H154V95H155V105L154 106H152V107H154V108H152V110H156L157 112L158 111H160L161 110V108H162V104H161V101L163 100L162 99V93L164 92V90L165 89H163V87L165 88V86ZM192 85H194V84H192ZM218 85H219V83H218ZM15 86V85H14ZM13 86V87H14ZM65 86V85H64ZM80 86V87H81ZM163 86V87H162ZM169 87L168 88H170V85H168ZM185 86V85H184ZM195 86V85H194ZM212 86V85H211ZM216 86H217V84H216ZM65 87H67V88H64V89H67L68 90V87H70L69 85L68 86H65ZM197 87V86H196ZM201 87V86H200ZM203 88L205 87V86H202ZM201 87V89H199V90H197L196 88H194V89H196V90H194L193 88H192V90L191 91H196V92H199L200 90H202L201 92H205L206 90V92H207V94H208V92H209V94H210V91H208V89H207V86L204 88V90H203V88ZM218 87V86H217ZM217 87H215L216 89H217ZM264 87V86H263ZM262 87V88H263ZM71 88V87H70ZM167 88V87H166ZM173 88H175V87H172V89L170 88V90L172 91L173 90ZM186 88H189L188 87V85H187V87ZM198 88V87H197ZM213 88V91H216V89L214 90V87H212ZM261 88V93L259 94V96L260 97H262V98H264V89H262ZM180 89H183V87L182 88H180ZM87 90V89H86ZM85 90V88H84V90H82L81 89V91L82 92H84V91H86ZM150 90V91H151ZM177 90V89H176ZM188 90V89H187ZM187 90H186V92H187ZM218 90H221L220 89V87L218 88ZM247 90V89H246ZM92 91H89V92H92ZM165 91H168V89L167 90H165ZM171 91H169V92H171ZM185 91V90H184ZM194 91H193V95L191 94V96H194L195 94H198V93H194ZM222 91V90H221ZM220 91V92H221ZM253 91V90H252ZM252 91L250 92V90H247L246 91V100H245V102L242 104V103H239L238 102V100H236L235 98H233L232 97V95L233 94H227L228 96H223V95H218L214 100H211V99H213V98H209V104H210V101L213 103L212 104V110H213V114H212V116L209 118L208 116H210V114L209 113H207L206 111H207V107H208V105H207V107L205 108V112H202V114L203 115H201V119L199 120V119H195V117H194V119H190V121L191 120H194L195 121V124L193 125V124H187V126H185L184 128H185V130H184V128H182V130H184V131H180V132H184L183 134H184V136H185V134H192V135H194L193 133H195L194 131H195V129L196 130H200L199 129V127H200V125L203 123V124H205L206 125V130H207V133H203L204 135L203 136H206V138H208V140H207V144H208V147L212 150L211 152H213V157L215 158V157H220V156H226V157H228L229 159H230V161L231 162H222V163H218V162H215L214 161V163H216L215 165L218 167V168H220L219 170H222V172H224V173H234V174H236L240 179H241V183H242V185L241 186H248L249 187V189H250V197H252V198H255L256 200H257V202L256 203H254V204H256V210H257V212L258 213H261V212H264V156H263V154H264V118L263 117H261L260 115H258V114H251V112H254V111H256L257 110V108H260L263 112H264V102H259L258 103V105H257V107H256V99L255 98H253V93H252ZM0 92H4V93H6V94H13L14 92H11V90H10V88H9V86H8V83L7 82H0ZM17 91H15V93H16ZM82 92H81V94H82ZM87 92V91H86ZM182 92V91H181ZM205 92V93H206ZM254 92V91H253ZM70 93H71V89H70ZM172 93V92H171ZM184 93V92H183ZM183 93H181L180 95L181 96H183V95H185V94H183ZM214 93H216V92H214ZM255 93V92H254ZM258 93V92H257ZM18 94V93H17ZM17 94H14V95H17ZM67 94H68V92H67ZM79 94V93H78ZM124 94H128L129 96H132L133 98H136V99H132L131 97H125L124 96ZM183 94V95H182ZM187 95L189 94L188 92L186 93ZM203 94V93H202ZM208 94V95H209ZM222 94H223V92H222ZM256 94V93H255ZM165 95V94H164ZM168 95V94H167ZM187 95H185L184 97H183V99L184 98H187L188 96H190V94L187 96ZM199 95H201V94H198V96H196V97H199ZM204 95V94H203ZM225 95V94H224ZM18 96V95H17ZM180 96V97H181ZM21 97V96H20ZM69 97H71V96H69ZM108 97V98H107ZM165 97V96H164ZM179 97V99H181ZM190 98V97H189ZM192 98V97H191ZM191 98H190V100H191ZM202 98V97H201ZM84 99V98H83ZM183 99H181L180 100V102L182 103V104H180L181 105V110H179L180 109V107L178 108V110H177V113L179 114V115H183V114H185V112H186V115H187V117L189 116V114H187V110H183L184 108H183V106H184V104H183V102H184V100ZM193 99V98H192ZM200 99V98H199ZM21 100V99H20ZM23 100V99H22ZM183 100V101H182ZM84 101V100H83ZM86 101V100H85ZM148 101H150V100H148ZM147 101V102H148ZM153 101V102H154ZM202 101V100H201ZM204 101V100H203ZM263 101H264V99H263ZM12 102V101H11ZM144 102H146V99H144ZM187 101L185 100V102L184 103H186ZM188 102H192V100L191 101H189V99H188ZM193 102L196 104L197 103V101H194V99H193ZM204 102H208V101H204ZM14 103V102H13ZM94 103V102H93ZM148 103H151V101L150 102H148ZM194 103H193V105H194ZM115 104V103H114ZM205 104V103H204ZM199 105V102L196 104V106H198ZM24 107V106H23ZM166 107V106H165ZM7 108V107H6ZM109 108V107H108ZM107 108V109H108ZM183 108V109H182ZM209 108H210V106H209ZM23 109H26V108H23ZM168 109V108H167ZM175 109V108H174ZM174 109H172V110H174ZM18 110V109H17ZM111 110V109H110ZM109 110V111H110ZM183 110V111H182ZM9 111V110H8ZM25 111V110H24ZM89 111V110H88ZM171 111V110H170ZM10 113H11V111H9ZM13 112V111H12ZM165 112V111H164ZM169 112V111H168ZM209 112H211V111H209ZM18 113V112H17ZM95 113V112H94ZM159 113H161V112H159ZM177 113H175V111H171V113H170V121L169 122H167V123H162L163 125H162V128H163V130H162V132L163 131H167V133L169 132V134H171V135H174V131H175V129H176V124H178L177 122H176V119H177ZM19 114V113H18ZM164 114V113H163ZM168 114V113H167ZM169 115V114H168ZM16 116H18V115H16ZM20 116V115H19ZM19 116L18 117H15V119L16 120H14L16 123H18L19 121H20V119H19ZM27 116V115H26ZM96 116V115H95ZM203 116V117H202ZM11 117H13V116H11ZM28 117V116H27ZM99 117V116H98ZM191 116H189L188 117V119L190 118ZM192 117V118H193ZM263 118L262 119V121H261V118ZM207 118L208 119H213L211 122H209L208 120H207ZM31 119V118H30ZM28 120V119H27ZM34 120V119H33ZM33 120H32V122H33ZM88 120V119H87ZM101 120V119H100ZM169 120V119H168ZM18 121V122H17ZM31 121V120H30ZM189 121V120H188ZM132 122H134V120H132ZM24 123H25V121L22 123L23 124V126H25L24 125ZM99 123V122H98ZM19 124V123H18ZM30 124H31V122H30ZM70 124V123H69ZM46 126V125H45ZM44 125H43V127H45ZM155 127H156V125H154ZM19 127V126H18ZM39 127V126H38ZM43 127H39L40 129H42L43 131L44 130H48V129H46L47 127H45V129L43 128ZM49 127V126H48ZM61 127V126H60ZM160 127V126H159ZM50 128V127H49ZM58 128H59V126H58ZM57 128V129H58ZM202 128V127H201ZM205 128H203L204 129V131H205ZM153 129V128H152ZM193 129H194V131H193ZM51 130V129H50ZM50 130H48V131H50ZM158 130V129H157ZM5 131V130H4ZM158 131H161V130H158ZM192 131H193V133H192ZM127 132V131H126ZM161 133V132H160ZM160 133H158L157 135L159 136L160 135ZM50 134H51V132H50ZM197 134H198V132H197ZM202 134V133H201ZM188 135V136H189ZM192 135H190V136H192ZM196 135V134H195ZM135 136H136V138H135ZM182 136V135H181ZM188 136H186V137H188ZM106 137V136H105ZM49 138V137H48ZM131 138V139H132ZM148 138V139H147ZM154 138V137H153ZM185 139V138H184ZM0 140H1V138H0ZM152 140V139H151ZM2 141H3V139H2ZM45 144V143H44ZM44 144H43V146H44ZM37 145H39V144H37ZM46 145V144H45ZM52 145V144H51ZM244 147L245 146V148H248V146L250 147V149H252V150H255V154H253V156H249V158L248 159H243V158H239V156H240V154L242 153V154H244V152L243 151H246L245 149L244 150H239L240 148H242V146ZM204 146V145H203ZM121 147V146H120ZM105 149V148H104ZM250 149H248V150H250ZM27 150H28V152H29V154H31L30 156H32V161L34 162V161H41L44 157V155L45 154H48V152L46 153V150H47V148L45 147V148H38L37 146H36V140L35 141H31V143H30V145L28 146V148H27ZM59 150V149H58ZM247 150V151H248ZM54 151V150H53ZM16 152V151H15ZM55 152H57V151H55ZM146 152H148V150L146 151ZM251 152V151H250ZM250 152H248V154L250 153ZM258 152H260L259 153V155H257V153ZM263 152V153H262ZM24 153V152H23ZM59 153V152H58ZM58 153H54L55 155H57ZM105 152H103V154H104ZM160 153H162V152H160ZM262 153V154H261ZM2 154V153H1ZM108 153L106 152V155H107ZM239 154V155H238ZM246 154V153H245ZM247 154V155H248ZM262 156H261V155ZM51 155V154H50ZM63 155V154H62ZM128 155V154H127ZM25 156V155H24ZM69 156V154H67L63 159H66L67 157ZM129 156V155H128ZM127 156V157H128ZM242 156V155H241ZM240 156V157H241ZM246 156V155H245ZM107 157V156H106ZM124 158H125V155L123 156ZM51 159H52V157H50ZM131 158V157H130ZM13 159V158H12ZM31 159V158H30ZM128 159V158H127ZM54 160V159H53ZM60 160H62L61 159V157H60ZM130 160V159H129ZM214 160V159H213ZM19 162V161H18ZM63 162V161H62ZM214 165V166H215ZM80 167V166H79ZM85 167V166H84ZM217 168V169H218ZM70 169V168H69ZM71 170V169H70ZM88 170V169H87ZM64 171V170H63ZM6 172H5V170L4 169H1L0 170V175H3V174H5ZM180 173V172H179ZM222 175H224V177H225V174H222ZM133 177V176H132ZM90 178V177H89ZM138 178V177H137ZM136 178V180H138ZM223 178V177H222ZM114 179V178H113ZM134 179H135V177H134ZM139 179H141V178H139ZM33 180H35V179H33ZM38 180V179H37ZM131 180H133V178L131 179ZM130 180V181H131ZM141 180H143V181H145L144 180V178L143 179H141ZM178 180V179H177ZM224 180V179H223ZM134 181V180H133ZM35 182H37L36 180H35ZM34 182V183H35ZM40 182V181H39ZM111 182H113L112 180H111ZM114 182H115V180H114ZM142 182V181H141ZM32 183V182H31ZM102 183H103V181H102ZM41 184V183H40ZM104 184V183H103ZM138 184V183H137ZM140 185H142V184H140ZM35 186V185H34ZM134 186H137V185H133V187ZM94 187V186H93ZM125 188V186H122V188ZM130 187V186H129ZM139 189H141V192H144V189L142 188V186L140 187V186H137ZM136 187V188H137ZM144 187V186H143ZM235 187V186H234ZM237 187V186H236ZM234 188L235 190H237V188ZM38 188V187H37ZM87 188V187H86ZM163 188V187H162ZM204 188V187H203ZM83 189V188H82ZM94 189V188H93ZM95 189H96V187H95ZM127 189H128V191H130L131 189L130 188H128L127 187ZM127 189L125 188V190L123 189V191H125V193H127ZM130 189V190H129ZM135 189V188H134ZM143 189V190H142ZM98 190V189H97ZM107 190V189H106ZM114 190V189H113ZM152 190V189H151ZM154 190V189H153ZM157 190V189H156ZM155 190V191H156ZM121 191H122V189H121ZM122 191V192H123ZM132 191V192H131ZM130 191V193H135V194H137V191L139 192V190L137 189V191L135 192L134 190H131ZM134 191V192H133ZM155 191L153 192L154 194H155ZM160 191V190H159ZM158 190L156 191V193L157 192H159ZM19 192V191H18ZM17 192V193H18ZM119 192V191H118ZM163 192V191H162ZM161 192V193H162ZM120 193V192H119ZM125 193H123V196H125L124 194ZM160 193V192H159ZM29 195H30V193H28ZM27 194V195H28ZM34 193H32L30 196L31 197H33L34 195H33ZM28 195V196H29ZM33 195V196H32ZM38 195H40V194H38ZM121 195V194H120ZM144 195H146L145 193H144ZM157 195V194H156ZM27 196V197H28ZM52 197H53V194L51 195ZM57 195L55 194V196L54 197H56ZM62 196V195H61ZM132 196H134V195H132ZM149 196V195H148ZM244 196V197H243ZM241 195V196H238V198L237 199H239L238 200V202L240 201V200H242V201H246V199L244 200V198H245V195ZM53 197V198H54ZM62 197H64V196H62ZM89 197V196H88ZM128 197V196H127ZM126 197V198H127ZM135 197V196H134ZM151 196H149V199H151V200H153L154 199V202H155V204H156V199L155 198H153L154 196H152V198H150ZM29 198V197H28ZM34 198V197H33ZM52 198V199H53ZM56 198H59L58 196L56 197ZM65 198V197H64ZM137 198V197H136ZM49 199H51V198H49ZM120 199V198H119ZM54 200V199H53ZM53 200H47V202H52ZM93 200H94V198H93ZM121 200V199H120ZM248 200V199H247ZM55 201V200H54ZM53 201V203L54 204H56V202H54ZM65 201V200H64ZM91 201V200H90ZM127 201V200H126ZM166 201H167V198H166ZM33 202V201H32ZM46 202V203H47ZM68 202V200H66V202H65V204ZM34 203V202H33ZM53 203H51V204H53ZM117 203H118V201H117ZM140 203V202H139ZM48 204V203H47ZM68 204H69V202H68ZM87 204H88V202H87ZM5 210H7L6 209V206H8V203L6 204V202H5ZM3 205V206H4ZM73 205H75V204H73ZM143 205V204H142ZM2 206V207H3ZM13 206H14V204H13ZM66 206H67V208H66ZM66 206L63 208V206H61L63 209H61V210H63L64 212H65V210L67 211V209L68 208H70V204H69V206L66 204ZM128 206V205H127ZM9 207V206H8ZM72 207H74V206H72L71 205V211L72 210H76V209H72ZM75 207H76V205H75ZM74 207V208H75ZM91 207V206H90ZM138 207V206H137ZM155 207V206H154ZM177 207V206H176ZM10 208V207H9ZM66 208V209H65ZM130 208V207H129ZM135 208V207H134ZM152 208V207H151ZM156 208V207H155ZM249 208H250V206H249ZM11 209V208H10ZM16 209L17 208H14V213H15V211H16ZM88 209H90L89 207H88ZM92 209H93V207H92ZM92 209H90V210H92ZM95 209V208H94ZM97 209V208H96ZM248 209V208H247ZM247 209L245 210V212L247 211ZM9 210V209H8ZM18 210V209H17ZM86 210V209H85ZM90 210H86V212L87 211H90ZM117 210H118V207H117ZM120 210V212H121V209H119ZM138 210V209H137ZM175 210V209H174ZM79 211V210H78ZM96 211V210H95ZM99 211V210H98ZM128 211H129V209H128ZM162 211V210H161ZM253 210H248L247 212H246V214H250L251 212H252ZM2 212V211H1ZM62 212V211H61ZM67 212H70V211H67ZM129 212H131V211H129ZM134 212H135V210H134ZM142 212V211H141ZM146 212V211H145ZM155 212V211H154ZM97 213H99V212H97ZM123 213V212H122ZM148 213V212H147ZM204 213V212H203ZM202 213V214H203ZM88 217H91V219H93L95 216H93V212H88ZM127 214V213H126ZM126 214H124V215H126ZM135 214H137V212L135 213ZM138 214H140L139 212H138ZM136 215V217L139 219V215ZM95 215L97 216L98 214H96V212H95ZM99 215H100V213H99ZM123 215V216H124ZM141 215V214H140ZM252 214H250V216H251ZM122 216V215H121ZM121 216H119V217H121ZM168 216V215H167ZM201 216V215H200ZM199 216V217H200ZM179 217V216H178ZM177 217V218H178ZM141 218V217H140ZM165 218V217H164ZM180 218V217H179ZM109 219V218H108ZM111 219V218H110ZM119 219V218H118ZM105 219H103V222H105L104 221ZM100 222V224H102L101 223V220L99 221ZM106 223V222H105ZM111 224H113V223H111ZM105 226V225H104ZM104 226H102V227H104ZM105 227H107V226H105ZM104 227V228H105ZM115 227V226H114ZM113 227V228H114ZM32 228V227H31ZM34 228V227H33ZM36 229V228H35ZM37 229H40V227H38L37 226ZM103 229V228H102ZM41 230V229H40ZM39 230V231H40ZM108 230V229H107ZM112 230V229H111ZM38 231V230H37ZM113 231H116V229H114ZM261 231H263L262 229H261ZM182 233V232H181ZM181 233H179V231L178 232H176V231H172V232H169V233H166V234H164L163 235V237L165 238V239H172V241L171 242H173V240H175V239H179L180 238V234ZM1 234V233H0ZM67 235H69V234H67ZM187 235V234H186ZM102 236H105V235H102ZM102 236H100V237H102ZM233 236V235H232ZM66 237V236H65ZM108 237V236H107ZM68 238V237H67ZM215 238V237H214ZM5 239H7V238H5ZM63 239V238H62ZM102 239H103V237H102ZM181 239V238H180ZM182 239H183V237H182ZM191 239V238H190ZM20 240V239H19ZM162 240V239H161ZM206 241V240H205ZM204 241V242H205ZM21 242V241H20ZM106 242H108V241H106ZM156 242H158V239L157 240H155V241H152V242H149V243H147L145 246H150V249H152L153 250V248L151 247V245H155V244H157ZM177 242H178V240H177ZM183 242H185L186 243V241H185V239L183 240V241H181V243L180 244H182ZM1 243V242H0ZM61 243V242H60ZM63 243H64V241H63ZM63 243H61V244H63ZM66 243V242H65ZM64 243V244H65ZM100 243V242H99ZM63 244V247L64 248H67V247H65L66 246V244L64 245ZM70 244V243H69ZM208 244V243H207ZM21 245V244H20ZM71 245V244H70ZM69 245V246H70ZM104 245V244H103ZM132 245V244H131ZM173 245V244H172ZM183 245V244H182ZM188 244L186 243L185 244V246H187ZM2 246V245H1ZM0 246V247H1ZM12 246V245H11ZM133 246V245H132ZM16 247H17V245H16ZM15 247V245H14V248H16ZM26 247V246H25ZM61 247V246H60ZM71 247V246H70ZM155 248L156 247H158V246H154ZM188 247V246H187ZM148 247H146V249H147ZM5 249H7V248H5V246H4V248H2V250H5ZM17 249V248H16ZM185 249H187V248H185ZM8 250V249H7ZM12 250V249H11ZM14 250V249H13ZM128 250V249H127ZM189 251H190V248L188 249ZM188 250H186L188 253H189V251ZM263 250H264V246H263ZM148 251V250H147ZM20 252V251H19ZM90 252V251H89ZM122 252H124V249H123V251H121V255H122ZM127 252V251H126ZM7 253V252H6ZM260 253V252H259ZM3 254H4V252H3ZM2 254V255H3ZM49 254V253H48ZM51 254V253H50ZM49 254V255H50ZM54 254V253H53ZM125 254V253H124ZM123 254V255H124ZM261 254H263L262 252H261ZM1 255V258L3 259V261L4 262H6V258H4L5 256L3 255L2 256ZM10 255V254H9ZM88 255V257H85V259H87V258H89V257H91L92 258V256H89V254H87ZM120 255V256H121ZM33 256V255H32ZM239 256H240V254H239ZM260 256V259H264L263 257H264V254H263V257H262V255H258V257ZM49 257H51V256H49ZM116 258H117V260L119 261V258L120 257H118L117 255L115 256ZM122 257H124V256H122ZM121 257V258H122ZM241 257V256H240ZM239 257V258H240ZM23 258V257H22ZM55 258V257H54ZM91 258H90V260H91ZM242 258V257H241ZM181 259V258H180ZM179 259V262L182 260H180ZM206 259H207V257H206ZM114 260H116V259H114ZM116 260V261H117ZM261 260V261H262ZM8 261V260H7ZM115 261V262H116ZM118 261H117V264H122L121 262H119L118 263ZM183 261V260H182ZM15 262H17V261H15ZM0 263H1V260H0ZM262 263V262H261ZM98 264V263H97ZM100 264V263H99ZM116 264V263H115ZM123 264H124V262H123ZM135 264V263H134ZM236 264H239V261H238V263H236Z\"/></svg>",
	"mask_w": 264,
	"mask_h": 264
}]
</instances>
